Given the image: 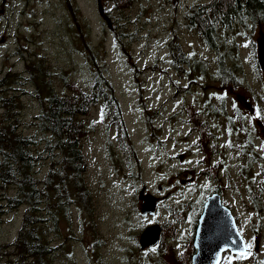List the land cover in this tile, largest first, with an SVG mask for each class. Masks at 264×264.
Instances as JSON below:
<instances>
[{
	"label": "rangeland",
	"instance_id": "374dc122",
	"mask_svg": "<svg viewBox=\"0 0 264 264\" xmlns=\"http://www.w3.org/2000/svg\"><path fill=\"white\" fill-rule=\"evenodd\" d=\"M107 1L102 0L104 5ZM195 1L135 0L132 7L127 8L129 22H122V26L129 24L130 30L121 35L124 46H119L109 26L103 23L99 0H0V66L11 72L13 70L5 68L4 64L15 62L14 69H24L30 74L33 69L30 64L34 61L41 66L44 77L50 80L54 90L60 86V73L66 72L88 88V74L94 61L84 54V50L89 49L98 61L107 65L108 78L115 86L132 140L119 143L116 132H106L104 122L96 112L93 113V131L83 140V150L88 163L85 178L89 186L86 188L92 190V217L97 231L82 230L89 215L76 204H69L70 222L60 218L54 230L47 220L46 204L39 203L41 210L37 215L42 220L32 228L42 234V243L46 246L61 247L53 251L54 264L102 261L105 264H160L149 257L155 256L156 251L151 254L149 251V256L139 252L133 235L148 225L170 218L168 207L174 208L177 204L182 205L181 216L187 224L172 239L180 233L178 237L183 240L184 250L177 257L173 247L177 244L171 241L169 247L165 246L168 254L164 260L168 264H189L190 222L197 214L199 202L214 187H220L221 197L235 216L241 235L247 244L252 245L248 256L235 259L225 253V260L228 264H264V110L259 100L246 89L250 84L264 98V78L260 70H255L252 56H256L250 50L260 42L263 28L247 22L245 29L224 33L225 47L229 46L239 57L243 74L240 75L242 84L236 82L233 88V84L221 86L213 77L217 72L216 54L185 25V11ZM133 32L139 35L134 37ZM175 37L182 43L183 50L204 61L206 75L190 72V68L186 69L188 73L179 74L170 64H163L162 60L166 56L169 59L171 53L168 43ZM17 39L23 41L20 56L14 51L19 45ZM236 42L239 44L238 54L234 46ZM22 59L30 60V63L22 64ZM152 65L160 66V69L154 71ZM175 83L189 86V92L176 96ZM25 87L34 90V86ZM28 97L20 95V100L28 102ZM235 97L242 106L240 114L248 115L251 126L246 129H242L237 121H230L207 109L209 105L211 110L223 106L231 113ZM187 104L194 105L215 134L211 144L215 145L216 153L210 158V164L218 166L219 181L202 173L206 164L200 162L203 154L198 147L199 134L184 111ZM145 107L152 109L155 122L152 123L151 117L147 124ZM41 109L38 101L27 104L21 109L22 113L18 109H0V123H11L15 127L21 123L16 128L17 133L31 136V151L42 152L44 160L40 177L34 172L40 171L41 166L34 167L30 173L40 179L54 162L51 157L54 152L49 158L43 151V140L48 134L42 133L34 122ZM257 109L261 111V117L255 116ZM153 125L160 128H153ZM160 131H165L162 136L165 140L158 138ZM250 138L256 139L254 149L258 158L254 166L242 164L244 154L248 155ZM141 141L143 143L138 144ZM61 184L70 195L74 194L69 179ZM142 187L158 198L159 207L154 216H145L139 211L141 200L137 193ZM16 192V186L10 185L9 194L15 196ZM2 204L0 202V207ZM26 207L10 209L5 215L0 213V264H15L16 258L12 254L16 253L17 245L9 248L6 245L27 231L23 229ZM98 240L101 244L92 247V243ZM128 248L133 250L136 258L125 257ZM117 257L121 260L115 259ZM32 262L33 259L27 257L22 263Z\"/></svg>",
	"mask_w": 264,
	"mask_h": 264
},
{
	"label": "trees",
	"instance_id": "16d2710c",
	"mask_svg": "<svg viewBox=\"0 0 264 264\" xmlns=\"http://www.w3.org/2000/svg\"><path fill=\"white\" fill-rule=\"evenodd\" d=\"M135 0H108L105 5L99 0V10L103 23L109 26L114 38L119 46H124L123 35L129 32L128 7H132ZM117 13V14H114ZM185 25L196 34L200 42L217 56V72L213 77L221 86H235L236 82L242 84L243 69L238 64L239 57L234 55L229 46L225 47L224 37L226 32H236L238 25L243 24L246 20L263 28L262 36H264V0H197L194 2L184 14ZM247 21V22H248ZM89 29V28H87ZM122 35V36H121ZM139 35L133 32V36ZM131 42L130 38L126 36ZM111 37L109 36V39ZM71 37L69 38V42ZM76 40V39H75ZM77 44V43H76ZM182 43L177 37L168 43L169 59L167 56L162 60L163 64H170L171 67L179 74L188 73L190 68L193 73H208L204 61L201 59L197 62V56L188 53L181 48ZM82 46V45H81ZM225 51L223 52V50ZM97 50V49H96ZM85 56L94 59L93 66L89 72V87L85 88L76 82L69 74L60 73L61 81L57 90H54L49 79H46L42 73L41 66L31 61L33 69L30 74L24 69L17 70L11 67L13 71L6 73L7 93L0 102L5 110L25 109L27 104L38 101L42 109L34 122L42 133L48 136L44 141L43 151L53 157L51 163L42 179L44 157L42 152H32V137L26 134L17 133L21 123L15 127L11 123L0 127V147L2 150L1 161L5 165L4 171L0 173V184L4 186L9 194V186L14 185L17 188L15 196H11L8 202V208L14 209L21 205L27 206V212L24 215L23 229L24 236L19 234L12 243H7L6 247L17 245L16 253L12 254L15 264H23L27 257L33 259L31 264H54L53 251L61 247L51 248L42 243V234L35 229L33 225L42 218L37 215L41 210L39 203L46 204L45 210L47 220L51 228L59 225L61 221L70 222L69 204H76L81 209L87 211L89 215L88 221L84 224L82 230H88L95 233L96 223L92 217V190L88 191L89 186L85 178L88 168L86 155L83 150V140L93 131V123L90 120L94 109L103 119L106 129H112L116 132V138L119 143L131 142L127 133L126 124L122 114L119 101L115 94V89L108 78V68L102 61L96 59V55L90 53L89 49L84 50ZM98 58V57H97ZM29 64L30 60L22 59V64ZM255 70H260L256 65ZM151 69L156 71L160 66L152 65ZM261 72V71H260ZM202 76V75H200ZM193 82V80H192ZM34 86V90H29L25 86ZM180 86V87H179ZM174 87L178 91L185 93L189 86L183 88L175 83ZM246 89L259 100L261 109L264 110V98L250 84ZM176 94V93H175ZM19 95V96H18ZM20 95L29 96L28 102L20 100ZM235 105V107H234ZM209 112L225 116L230 121H237L242 129L251 126L248 121L247 114H240V105L235 97L232 105L231 113H228L222 106V109L207 107ZM193 104L184 105V111L188 116L190 124L199 134L198 147L203 154L201 163L206 164V169L202 172L214 181H219L217 172L218 166L210 164V158L215 155V145L211 144L215 138L214 132L210 129L208 123L203 121L196 111ZM155 113V112H153ZM146 115L151 119V109H146ZM256 139L250 138L247 146L249 148L248 155L244 154L242 164L254 166L257 160V151L254 149ZM51 145V146H50ZM197 146V143L195 144ZM40 167L32 176L30 173L34 167ZM69 179L73 184V195L64 190L61 183ZM220 193L218 187L211 189ZM202 202H199L197 215L201 211ZM136 208V207H135ZM170 214L173 215L174 222L165 221L161 225V237L156 254L160 259L168 254L165 250L166 238L174 237L177 233V227L183 224V216L176 209L168 207ZM138 233H135V241ZM96 236H93L95 239ZM79 240V239H75ZM101 242L94 241L92 247L97 248ZM139 249V247H136ZM252 247L250 248V252ZM6 253V252H5ZM129 254L134 256V252L130 249ZM66 255V254H65ZM11 264V262H10ZM95 264H105L96 262ZM126 264H129L126 262ZM146 264V263H143Z\"/></svg>",
	"mask_w": 264,
	"mask_h": 264
},
{
	"label": "water",
	"instance_id": "95a60500",
	"mask_svg": "<svg viewBox=\"0 0 264 264\" xmlns=\"http://www.w3.org/2000/svg\"><path fill=\"white\" fill-rule=\"evenodd\" d=\"M257 58L264 74V50L261 46L257 50ZM148 198L151 200L149 201ZM139 199L142 200L141 213L154 214L156 199L143 196L142 192L139 194ZM143 205H145V209ZM149 227L154 234L150 239H145L144 232ZM159 236L160 228L158 225L148 226L140 233L138 244L141 249L154 246L158 242ZM245 245L235 218L230 208L222 203L219 193L214 192L207 196L197 221L196 235L193 241V247L196 251L192 258V264H217L218 259L220 263L224 251L240 255L242 251L247 252Z\"/></svg>",
	"mask_w": 264,
	"mask_h": 264
},
{
	"label": "flooded vegetation",
	"instance_id": "af4514ba",
	"mask_svg": "<svg viewBox=\"0 0 264 264\" xmlns=\"http://www.w3.org/2000/svg\"><path fill=\"white\" fill-rule=\"evenodd\" d=\"M6 78H7L6 77V73L4 72V69L0 66V102L3 101L4 95L8 92L6 87H5ZM0 108H3L1 106V104H0ZM0 124H1V127L4 126V122H1ZM1 153H2V150H1V147H0V157H1ZM5 168L6 167H5L4 163L1 161V158H0V173L2 171H4ZM10 198H11V196L6 192L5 187L1 186V184H0V202H2L4 204V205L2 204L1 207H0V213L3 214V215L9 213V208H8L7 205H8V202H9ZM174 207L182 209V205L181 204H177ZM190 225L194 229H197V216L190 222ZM2 253L6 254L5 251H2Z\"/></svg>",
	"mask_w": 264,
	"mask_h": 264
},
{
	"label": "snow or ice",
	"instance_id": "6c2138e0",
	"mask_svg": "<svg viewBox=\"0 0 264 264\" xmlns=\"http://www.w3.org/2000/svg\"><path fill=\"white\" fill-rule=\"evenodd\" d=\"M245 46H247V45H245ZM234 107H235V105H234ZM255 116L256 117H261V111L259 110V109H257L256 111H255ZM145 219H147L146 217H145ZM233 243H236V241H233ZM251 244H246L245 245V248L247 249V248H251ZM153 251H155V249H152ZM246 256V252H241L240 253V258H244ZM217 264H219V259L217 260ZM229 264H230V262H229Z\"/></svg>",
	"mask_w": 264,
	"mask_h": 264
},
{
	"label": "bare ground",
	"instance_id": "6f19581e",
	"mask_svg": "<svg viewBox=\"0 0 264 264\" xmlns=\"http://www.w3.org/2000/svg\"><path fill=\"white\" fill-rule=\"evenodd\" d=\"M144 200V199H143ZM143 208L145 209V205H143ZM153 230L149 227V229L145 230L144 232V238L145 239H150L151 237H153Z\"/></svg>",
	"mask_w": 264,
	"mask_h": 264
}]
</instances>
